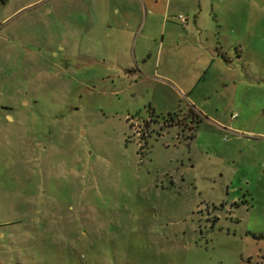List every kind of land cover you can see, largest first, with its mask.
I'll return each mask as SVG.
<instances>
[{
  "label": "rangeland",
  "instance_id": "obj_1",
  "mask_svg": "<svg viewBox=\"0 0 264 264\" xmlns=\"http://www.w3.org/2000/svg\"><path fill=\"white\" fill-rule=\"evenodd\" d=\"M0 264H264V0H0Z\"/></svg>",
  "mask_w": 264,
  "mask_h": 264
},
{
  "label": "crops",
  "instance_id": "obj_2",
  "mask_svg": "<svg viewBox=\"0 0 264 264\" xmlns=\"http://www.w3.org/2000/svg\"><path fill=\"white\" fill-rule=\"evenodd\" d=\"M142 1L145 3V2L150 1V0H147V1L146 0H142Z\"/></svg>",
  "mask_w": 264,
  "mask_h": 264
},
{
  "label": "trees",
  "instance_id": "obj_3",
  "mask_svg": "<svg viewBox=\"0 0 264 264\" xmlns=\"http://www.w3.org/2000/svg\"><path fill=\"white\" fill-rule=\"evenodd\" d=\"M190 111H192V110H190ZM172 117V116H171Z\"/></svg>",
  "mask_w": 264,
  "mask_h": 264
},
{
  "label": "flooded vegetation",
  "instance_id": "obj_4",
  "mask_svg": "<svg viewBox=\"0 0 264 264\" xmlns=\"http://www.w3.org/2000/svg\"><path fill=\"white\" fill-rule=\"evenodd\" d=\"M192 119H194V118H192Z\"/></svg>",
  "mask_w": 264,
  "mask_h": 264
}]
</instances>
